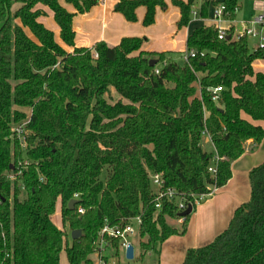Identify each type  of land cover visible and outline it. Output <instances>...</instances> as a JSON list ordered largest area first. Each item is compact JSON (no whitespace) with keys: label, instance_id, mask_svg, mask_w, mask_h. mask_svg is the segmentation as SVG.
I'll return each mask as SVG.
<instances>
[{"label":"trees","instance_id":"obj_1","mask_svg":"<svg viewBox=\"0 0 264 264\" xmlns=\"http://www.w3.org/2000/svg\"><path fill=\"white\" fill-rule=\"evenodd\" d=\"M65 2L74 13L58 0H0V264H59L62 252L69 264H93L102 226L135 216L141 218L139 258L159 256L167 238L185 234L190 214L180 217L177 203L165 200L157 209L150 178L161 173L164 186L182 193L193 209L194 196L226 184L246 142L264 139V129L242 117L264 120V73L252 67L264 60V44L251 47L247 35L219 39L216 26H200L186 39L196 54L182 64V55L142 50L138 37L67 52L38 21L45 15L38 6L52 11L61 41L74 46L73 16L96 0ZM241 2L222 0L223 19L233 21ZM172 3L180 10L179 28L196 5L202 16L210 5ZM140 6L148 26L166 4L119 0L115 10L133 22ZM217 86L222 90L213 100ZM112 90L115 102L108 100ZM20 124L24 146L14 131ZM205 135L212 152L202 148ZM215 155L220 160L212 174ZM250 185V200L235 209L226 229L183 264H264V162L251 170ZM57 202L62 228L51 219ZM167 218H182L180 227ZM73 230L81 231L76 239ZM111 246L117 249L119 241Z\"/></svg>","mask_w":264,"mask_h":264},{"label":"crops","instance_id":"obj_2","mask_svg":"<svg viewBox=\"0 0 264 264\" xmlns=\"http://www.w3.org/2000/svg\"><path fill=\"white\" fill-rule=\"evenodd\" d=\"M59 3L69 12H75L71 4L65 0H58ZM166 6L157 7L154 22L145 26L143 19L146 8L140 6L136 9V20L129 22L118 11L115 6L119 0H96V4L84 13H76L72 19V29L74 31V46L64 44L59 36V27L56 24L52 11L45 6L38 8L45 12L40 16V21L54 34L55 41L67 52H71L74 47L91 48L96 42H104L108 46H116L122 38L138 37L142 39L141 49L149 52L172 53L174 58L180 59L186 51V39L189 33L200 26H220L224 29L233 27V31H241L244 27L250 26V21L258 14L264 12V0H242L240 7L236 11L233 21L223 20L217 23L213 19L214 7L222 0H208L210 5L205 16L200 15L198 5L195 6L197 14L191 16L187 26L178 27L180 10L172 3V0H164ZM186 1V0H183ZM19 6L14 4V9ZM251 39V38H250ZM251 47H256L252 43ZM255 72L264 73V60L256 59L252 63ZM242 117L254 125H259L264 129V120H253L245 114ZM202 148L212 152L213 145L207 135L202 141ZM264 162V139L256 145L252 139L246 142L244 153L231 163V177L222 187L217 188L212 195L199 201L195 208H192L190 218L183 235H172L167 238L161 246L157 264H183L185 257L197 248L209 244L214 238L223 232L228 226L235 209L251 198L250 172L256 166ZM59 207L60 202H59ZM170 219V218H167ZM173 227H180L179 219H172ZM114 254L123 248L119 245L117 249L110 246ZM106 253V261L109 264V255ZM140 256V251H139ZM152 256L148 253L142 258ZM135 257V253H134ZM133 257V258H134ZM92 262L95 257L91 256ZM59 264H69L65 252L60 255Z\"/></svg>","mask_w":264,"mask_h":264},{"label":"built area","instance_id":"obj_3","mask_svg":"<svg viewBox=\"0 0 264 264\" xmlns=\"http://www.w3.org/2000/svg\"><path fill=\"white\" fill-rule=\"evenodd\" d=\"M223 10L224 7L222 4H219L214 7L213 10V19L217 23L223 21ZM197 14L196 8L194 7L191 11V15L195 17ZM249 27H244L241 31H232L231 35L227 33V29H224L218 25V38L224 39L227 36H232L234 39L239 38L243 35H247L251 39H257L256 47H262L264 44V12L258 14L255 18L250 21ZM196 51L194 49H190L184 52L182 55L181 61L188 62L189 57H194ZM96 56V55H95ZM159 70L155 69V73H158ZM222 90L221 86L214 87L212 89V99L217 100L218 93ZM17 136L19 137L22 146L25 145V137H24V124L17 125L14 128ZM208 136V135H207ZM209 137V136H208ZM210 139V138H209ZM214 164L208 167V171L212 174L216 173V165L220 158L215 155L214 156ZM151 187L154 190V197L153 202L154 206L159 209L161 207L162 201L166 202H175L177 203L178 210L180 212L184 211L188 205L192 206L191 202H186L182 193L177 192L174 188H166L164 186V179L161 173H157L151 176L150 178ZM217 189L216 186H211L209 192L201 194L199 196H194L195 205L204 199L213 194V192ZM78 195H74V199H77ZM193 208V207H192ZM77 211L79 213L84 212V208L79 206ZM181 217V216H180ZM182 221V218L179 219ZM141 225V218L140 216H135L131 218L125 219L120 224H109L105 223L100 231L98 232V236L93 244V252L92 255L95 257L94 264H107L106 261V250L111 246V241L117 239L119 241V245L125 250L129 242V237L131 236H138V230Z\"/></svg>","mask_w":264,"mask_h":264},{"label":"rangeland","instance_id":"obj_4","mask_svg":"<svg viewBox=\"0 0 264 264\" xmlns=\"http://www.w3.org/2000/svg\"><path fill=\"white\" fill-rule=\"evenodd\" d=\"M249 2H250V0H249ZM252 43L253 44L257 43V39H253ZM95 55L96 54H94V57H96ZM118 98H119V95L114 90H112L111 96H110V98H108V100L110 102H115ZM106 174H107V172L104 171L101 178H105ZM23 195H24V193L21 194V197H23ZM51 219L57 227L62 228L61 208L59 207V202H57V204H56V209H55L54 214L51 216ZM167 222L171 226H173L171 223H175L172 219H167ZM64 229L67 231V233H69V229L67 227ZM139 240H140V238L137 235L129 237V242L133 245L134 253H135V257L132 259H127L125 257V250L124 249L120 250L116 254H114V251L112 250V248H110L109 250L107 249L106 252L109 255L108 257L110 258L109 264H157L158 256L156 254H153V253H151L152 256H150V257L147 256L145 258L144 262H141L142 259L139 258V254H138L140 251ZM93 264H94V261H93Z\"/></svg>","mask_w":264,"mask_h":264},{"label":"water","instance_id":"obj_5","mask_svg":"<svg viewBox=\"0 0 264 264\" xmlns=\"http://www.w3.org/2000/svg\"><path fill=\"white\" fill-rule=\"evenodd\" d=\"M227 39H229V36H227ZM155 63H156V60L155 59H150L149 65L152 66ZM180 64H182V61H180ZM76 202L77 201L75 199L70 200L69 203H68L69 209L72 210L74 208ZM191 212H192V206L191 205H188V207L184 211L180 212L179 215L181 217H184L186 215H189ZM80 235H81V231L80 230H73V231H71V238L72 239H76ZM125 257L127 259H132L134 257V248H133V245L132 244H128V246L126 247V249H125Z\"/></svg>","mask_w":264,"mask_h":264}]
</instances>
